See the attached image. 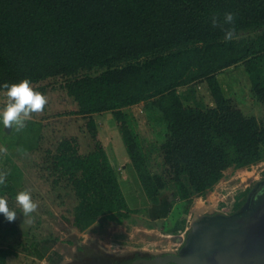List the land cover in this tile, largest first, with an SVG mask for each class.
Returning a JSON list of instances; mask_svg holds the SVG:
<instances>
[{
  "label": "trees",
  "instance_id": "obj_1",
  "mask_svg": "<svg viewBox=\"0 0 264 264\" xmlns=\"http://www.w3.org/2000/svg\"><path fill=\"white\" fill-rule=\"evenodd\" d=\"M235 17L230 41L212 26ZM230 27V26H226ZM241 37L239 40L236 38ZM142 61V59H144ZM242 63L254 98L264 108V0H0V91L5 83L37 84L57 76L88 116L94 150L62 139L53 171L68 178L78 200L75 224L99 217L122 222L132 212L108 152L97 139L95 114L112 112L148 200L167 188L150 168L129 108L157 97L166 124L159 150L176 196L205 195L234 166L264 160V124L247 117L223 93L218 73ZM205 81L214 101L187 103L178 88ZM36 91L46 95V87ZM16 255L0 248V264ZM138 255H135V258ZM129 258L113 264H131Z\"/></svg>",
  "mask_w": 264,
  "mask_h": 264
},
{
  "label": "rangeland",
  "instance_id": "obj_2",
  "mask_svg": "<svg viewBox=\"0 0 264 264\" xmlns=\"http://www.w3.org/2000/svg\"><path fill=\"white\" fill-rule=\"evenodd\" d=\"M242 35L237 37L239 40ZM142 59V61H144ZM223 93L247 117L264 124L263 104L252 93L250 78L242 63L224 69L217 76ZM68 78L57 76L32 84L34 90L46 87L48 103L43 112L31 114L25 127L5 128L0 120V172H7L0 185V197L17 213L9 222L0 214V248H11L16 255L7 264H111L116 259L157 257L178 254L187 241L195 221L207 215L231 216L246 205L251 192L264 182V160L248 167L231 166L205 195L191 199L176 196L173 176L164 167L159 150L165 139L166 124L157 105V97L129 108L137 122L145 149L150 153V168L163 175L167 188L161 191L159 203L148 200L130 162L112 112L93 115L98 124L97 139L109 154L123 193L132 208L122 222L109 216L99 217L88 227L75 224L78 200L68 178H60L52 166L57 144L77 137L80 152L94 150L95 141L88 130V116L78 113L77 102L66 88ZM190 98L187 103L214 101L205 81L178 88ZM6 91H0V109L7 102ZM31 192L37 210L31 223L23 222L16 195ZM204 205L200 207L197 201ZM200 207L201 209H196Z\"/></svg>",
  "mask_w": 264,
  "mask_h": 264
},
{
  "label": "water",
  "instance_id": "obj_3",
  "mask_svg": "<svg viewBox=\"0 0 264 264\" xmlns=\"http://www.w3.org/2000/svg\"><path fill=\"white\" fill-rule=\"evenodd\" d=\"M136 263L264 264V182L255 187L246 205L233 215H207L195 221L178 254Z\"/></svg>",
  "mask_w": 264,
  "mask_h": 264
},
{
  "label": "clouds",
  "instance_id": "obj_4",
  "mask_svg": "<svg viewBox=\"0 0 264 264\" xmlns=\"http://www.w3.org/2000/svg\"><path fill=\"white\" fill-rule=\"evenodd\" d=\"M235 17L232 13H225L221 21L219 17L212 18V26L219 27L224 32L225 40H232L236 29L234 27ZM230 26V27H226ZM7 102L3 109H0V120L5 128L15 126L16 131L25 127V121L31 118L33 113L43 112L48 103V98L39 91L34 90L29 79H23L19 83H5ZM0 151H6L0 148ZM7 172H0V185L5 183ZM16 203L22 209L23 222L31 223L34 217L31 215L37 210L38 204L33 201L31 192L28 190L20 191L16 195ZM0 214H3L7 221L12 222L17 218L14 209L8 206L6 198L0 197Z\"/></svg>",
  "mask_w": 264,
  "mask_h": 264
},
{
  "label": "flooded vegetation",
  "instance_id": "obj_5",
  "mask_svg": "<svg viewBox=\"0 0 264 264\" xmlns=\"http://www.w3.org/2000/svg\"><path fill=\"white\" fill-rule=\"evenodd\" d=\"M180 252V251H179ZM130 258H134L133 259V262L131 263V264H138V263H136V261H138V260H142V259H150L151 257H136L135 258V256L134 257H130ZM127 259H129V258H125V259H116V260H114L111 264H113L114 262H121V261H123V260H127Z\"/></svg>",
  "mask_w": 264,
  "mask_h": 264
},
{
  "label": "bare ground",
  "instance_id": "obj_6",
  "mask_svg": "<svg viewBox=\"0 0 264 264\" xmlns=\"http://www.w3.org/2000/svg\"><path fill=\"white\" fill-rule=\"evenodd\" d=\"M197 204H198L200 207H203L202 205H204L203 202H202L201 200H198V201H197ZM200 207L197 206L196 209L200 210V209H201Z\"/></svg>",
  "mask_w": 264,
  "mask_h": 264
}]
</instances>
